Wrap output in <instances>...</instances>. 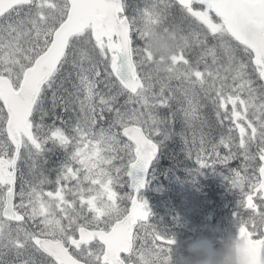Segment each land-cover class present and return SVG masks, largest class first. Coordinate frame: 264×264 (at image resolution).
I'll list each match as a JSON object with an SVG mask.
<instances>
[{
    "label": "snow or ice",
    "instance_id": "6c2138e0",
    "mask_svg": "<svg viewBox=\"0 0 264 264\" xmlns=\"http://www.w3.org/2000/svg\"><path fill=\"white\" fill-rule=\"evenodd\" d=\"M177 136L264 264V0H0V264H165L139 193Z\"/></svg>",
    "mask_w": 264,
    "mask_h": 264
},
{
    "label": "trees",
    "instance_id": "16d2710c",
    "mask_svg": "<svg viewBox=\"0 0 264 264\" xmlns=\"http://www.w3.org/2000/svg\"><path fill=\"white\" fill-rule=\"evenodd\" d=\"M124 1V0H123ZM125 2V1H124ZM125 6V4H124ZM126 8V7H125ZM127 10V8H126ZM180 138L173 137L166 141L160 149V158L153 164L148 175L146 196L152 200L153 215L148 222H151L156 229L165 237L173 238L175 248L183 241L191 238L195 233L202 229H215L220 225L226 224L225 218L235 223L234 228H238L234 216L235 207L232 205L234 198L232 196H223L224 191L218 185L220 178L226 174L218 167L206 168V176L201 178V174H195L196 163L190 159L183 150ZM53 159H55L53 157ZM238 162H233L235 167ZM169 170L173 175V184H163L161 206L154 202L153 190L158 179L162 182L164 174ZM197 176V185L185 186L191 184ZM204 180V181H202ZM201 188V189H200ZM198 191L200 194L190 204L187 202L186 195L190 199V191ZM209 202H201L202 197ZM154 202V203H153ZM158 227L160 229H158ZM209 232H206L208 234ZM214 239V246H219V238Z\"/></svg>",
    "mask_w": 264,
    "mask_h": 264
},
{
    "label": "clouds",
    "instance_id": "9594fccd",
    "mask_svg": "<svg viewBox=\"0 0 264 264\" xmlns=\"http://www.w3.org/2000/svg\"><path fill=\"white\" fill-rule=\"evenodd\" d=\"M146 43L157 61H166L177 49L179 32L174 27L167 30L151 28ZM206 232H211V229H202L177 247L171 248L170 252L163 253L165 264H252V256L244 239L229 234L217 247L210 244ZM144 253L147 264H152L160 255L151 247L146 248Z\"/></svg>",
    "mask_w": 264,
    "mask_h": 264
},
{
    "label": "rangeland",
    "instance_id": "374dc122",
    "mask_svg": "<svg viewBox=\"0 0 264 264\" xmlns=\"http://www.w3.org/2000/svg\"><path fill=\"white\" fill-rule=\"evenodd\" d=\"M124 1H125L124 2L125 7L127 8V12L129 14H133L137 10V8L142 7L143 2H144V0H124ZM200 172H202V173L205 174L203 177L206 176L205 168L201 169ZM224 173H225V171H224ZM172 175L173 174L169 170L166 171V173L164 174V178L162 179V182H160V185H159L160 186V190H161L162 184H167V185H172L173 184V177H172ZM194 177L195 178L191 182V184H188V185L186 184L185 186L197 185L198 184L197 183V180H199V179L197 178V176H194ZM226 177H227V175H225L223 178H220L219 179L220 181L218 183H220V182L221 183L218 185V187H221L222 190H223V189H225V186L227 185V188H229L230 193L233 194L234 202H235V207L237 208L238 201H239V198H240L239 197V194H238V192L236 190H234V189L231 188V186L228 183ZM202 181H204V180H202ZM189 194L192 196V195L195 194V191H190ZM184 196H185V194H183V197ZM196 197L197 196H194L192 199L187 198L186 200H187V202H189L191 204L192 201L195 200ZM201 202H203V203L204 202H209V200L206 199V198H204V197H202ZM156 204H157V206H161L162 203H161V201H159V202H156ZM149 210H150L151 215H153V208L150 207ZM235 212H236V210L234 211V213ZM226 218H225L226 224L220 225L217 228L212 229L211 232H209L207 234L209 236L210 244H212V245L215 244L213 238H223L224 239V237H227L229 234L235 235V234H233V232H236V230H237V228H234L235 223H231V220L230 219H227L226 220ZM149 223H151V222H149ZM158 229H160V228L158 227ZM223 239H218V241L219 242H222ZM176 247H177V245H176Z\"/></svg>",
    "mask_w": 264,
    "mask_h": 264
},
{
    "label": "water",
    "instance_id": "95a60500",
    "mask_svg": "<svg viewBox=\"0 0 264 264\" xmlns=\"http://www.w3.org/2000/svg\"><path fill=\"white\" fill-rule=\"evenodd\" d=\"M147 177H148V176H147ZM145 187H146V185H145ZM145 187H144L143 189H141V191H143V190L145 189ZM141 191H140V192H141ZM142 200H144V201H146V202H147V206L149 205V201H148V199H147V198H145V197H144ZM237 235H238V234H237Z\"/></svg>",
    "mask_w": 264,
    "mask_h": 264
},
{
    "label": "flooded vegetation",
    "instance_id": "af4514ba",
    "mask_svg": "<svg viewBox=\"0 0 264 264\" xmlns=\"http://www.w3.org/2000/svg\"><path fill=\"white\" fill-rule=\"evenodd\" d=\"M224 190V189H223ZM230 196H232L233 197V194H229ZM234 198V197H233Z\"/></svg>",
    "mask_w": 264,
    "mask_h": 264
},
{
    "label": "bare ground",
    "instance_id": "6f19581e",
    "mask_svg": "<svg viewBox=\"0 0 264 264\" xmlns=\"http://www.w3.org/2000/svg\"><path fill=\"white\" fill-rule=\"evenodd\" d=\"M201 189V188H200Z\"/></svg>",
    "mask_w": 264,
    "mask_h": 264
}]
</instances>
